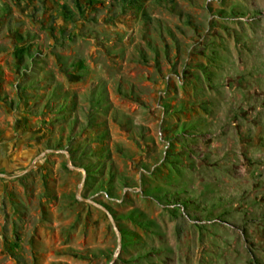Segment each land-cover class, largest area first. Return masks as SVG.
I'll return each mask as SVG.
<instances>
[{"label": "rangeland", "instance_id": "1", "mask_svg": "<svg viewBox=\"0 0 264 264\" xmlns=\"http://www.w3.org/2000/svg\"><path fill=\"white\" fill-rule=\"evenodd\" d=\"M0 264H264V0H0Z\"/></svg>", "mask_w": 264, "mask_h": 264}, {"label": "trees", "instance_id": "2", "mask_svg": "<svg viewBox=\"0 0 264 264\" xmlns=\"http://www.w3.org/2000/svg\"><path fill=\"white\" fill-rule=\"evenodd\" d=\"M17 53V51H15Z\"/></svg>", "mask_w": 264, "mask_h": 264}]
</instances>
